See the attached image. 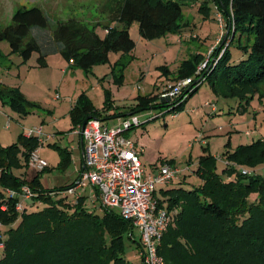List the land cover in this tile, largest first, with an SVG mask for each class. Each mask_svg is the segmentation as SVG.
<instances>
[{
	"label": "trees",
	"instance_id": "trees-1",
	"mask_svg": "<svg viewBox=\"0 0 264 264\" xmlns=\"http://www.w3.org/2000/svg\"><path fill=\"white\" fill-rule=\"evenodd\" d=\"M114 1L117 2L111 10V22L104 26L105 37L97 33L99 23L70 19L57 24L52 40L69 65L87 72L110 63V54L120 55L113 70L118 81V68L126 67V59L136 47L130 35L133 24H138L140 36L147 41L183 32L189 25L185 10L198 6L201 0ZM210 2L229 21V43L222 40L212 50L210 61H214L201 76H196V72L206 62L205 55L194 54L184 61L174 80L194 78V84L185 100L183 94L173 104L162 101L160 106L171 112L183 109L206 82L218 99L237 101V112L243 115L257 95L264 97V0H205L200 9L206 17L211 13ZM112 23H119L120 27H112ZM49 25L40 8L19 9L12 23L0 31V43L7 41L12 52L19 53L25 61L33 53H40L39 63L43 66L48 54L41 52L31 33L35 29L48 30ZM232 46L243 53L235 63H231ZM163 70L169 72L166 67ZM0 99L24 116L34 106L19 89L2 84ZM157 103L158 96L140 97L138 107L149 108ZM136 112L133 110L131 116ZM99 116L93 102L81 95L70 111L71 131L87 118ZM40 146L37 137L28 138L25 134L9 147L0 146V187L21 193L24 186H29L35 200L45 205L40 210L28 211L24 207L19 212L20 197L6 200L5 192L0 191V224L2 229L8 228L0 238L4 245L0 264H127L123 237L130 232L131 224L119 214L105 211L100 217L89 211L84 199L68 202V196L61 194L68 187L46 190L39 176L27 181L14 174L15 167H29L31 154ZM207 150L203 148L196 170L202 184L165 193L172 220L163 233L159 255L165 264H264V177L256 174L257 168H264V140L236 149H231L228 142L219 159L224 165L221 172L218 159ZM60 158L58 168L65 171L71 165L70 153L61 148ZM243 171L251 174L244 175ZM3 206L6 210H2Z\"/></svg>",
	"mask_w": 264,
	"mask_h": 264
},
{
	"label": "rangeland",
	"instance_id": "rangeland-1",
	"mask_svg": "<svg viewBox=\"0 0 264 264\" xmlns=\"http://www.w3.org/2000/svg\"><path fill=\"white\" fill-rule=\"evenodd\" d=\"M34 1L38 4H33L31 0H0V31L12 23L13 14L19 9L40 7L47 0ZM181 1L187 3L189 0ZM204 1L201 0L198 6L185 10L189 25L183 32L177 34L147 41L140 36L138 24H133L130 35L136 42V47L126 59L129 61L124 64L126 67L118 68L120 70L117 75L121 76L118 81L113 75L115 64L120 57L118 54L110 55L111 63L97 65L87 72L69 65L61 55H46L47 66H40L41 54L38 52L33 53L31 58L25 61L19 53L12 52L7 41L1 42L0 84L19 89L34 106L30 107V112L24 116L15 111L8 102L3 103L0 99V145L9 147L15 144L22 133L34 128L43 127L45 135L53 136L40 150V156L50 165L48 170L40 173L33 167L23 165L13 168L14 174L27 181H33L39 176L46 190L63 189L58 187L74 183L76 178L74 166L71 165L65 171L60 170L58 166L61 148L71 150L79 148V138L72 135L69 113L73 102L83 94L92 100L99 110V120L105 126H117L125 119L120 118L121 115L130 114L133 110L137 111L134 116L139 118L142 125L130 130L128 134L142 151L141 161L145 171L151 174L165 164L178 168L187 177L185 182L177 183L175 188L193 189L202 184L201 178L196 177L194 172L204 153L203 148H207V153L218 159V169L221 172L224 165L219 159L226 152L230 138L237 148L239 145H247L245 143L249 145L257 141L261 134L264 135L263 96L255 97L245 115L239 114L236 108L232 116H237V120L242 116L248 122L235 127L227 126V122H220L215 126V122L211 120L213 117L208 116L207 111H210L211 107L206 109L203 104L208 100L213 105L217 97L206 82H203L183 109L171 112L169 108L160 106L164 87L175 83L174 77L184 61L194 54L208 56L211 50L221 45L222 40L229 41L226 37L229 21L220 14L213 2L208 3L211 13L206 17L200 9V4ZM81 3L88 4V8L83 7L81 11L89 10L93 17L99 16L101 10L105 12L111 5L110 0H81ZM73 10L78 15L79 9L76 7ZM61 11L62 13L59 11L47 13L50 17L49 29L52 30L56 26V21L68 15L67 9ZM99 24L101 26L97 29V33L105 37L104 26L108 22L99 20ZM38 31L33 30L31 37L36 36ZM40 32L44 33L43 30ZM230 51L231 63H235L243 56L235 46H232ZM165 67L169 70L168 73L164 72ZM148 96H158L157 105L139 108L140 97ZM219 100L223 102V99ZM109 106L111 107L108 108ZM224 116L231 117L228 112ZM218 125L223 127V131L206 130L219 127ZM204 141L208 142L209 146L203 145ZM191 159L194 166L189 167ZM256 174L264 177V168H257ZM0 191L6 193L1 187ZM77 195L85 197L84 203L90 212L100 217L104 216V210L100 208L94 197L93 188L90 186L79 188L76 194L69 195L66 200L73 202ZM7 196L6 194V199ZM58 197L62 198L60 195ZM164 203L167 206V202ZM44 206V203L28 202L26 208L28 211H35ZM114 212L119 214L118 209ZM7 229L3 226L2 234H5ZM134 232V239L130 238L128 233L124 234L123 257L127 264H144L142 248L139 246L141 232L138 229ZM2 255L3 251L0 250V258Z\"/></svg>",
	"mask_w": 264,
	"mask_h": 264
},
{
	"label": "built area",
	"instance_id": "built-area-1",
	"mask_svg": "<svg viewBox=\"0 0 264 264\" xmlns=\"http://www.w3.org/2000/svg\"><path fill=\"white\" fill-rule=\"evenodd\" d=\"M212 51V50H211ZM209 53L206 62L197 69L196 76H201L211 64ZM211 62V63H210ZM202 79V77H201ZM194 84V78H185L165 88L161 94V101L173 104L181 95L185 100L186 93ZM1 115V113H0ZM142 124L138 117L131 116L122 120L117 126H105L99 119H91L85 128L78 127V133L84 143V170L74 186L63 191V196L76 194L79 188L90 186L94 190V197L104 211L119 210V216L131 224L128 233L134 239L135 229L140 230L139 246L142 248L144 264H165L158 249L168 226L171 215L164 201L158 199L156 193L159 188L169 186L178 179L181 171L170 164L159 168L157 173L147 174L141 161L142 151L126 135L130 130ZM25 136L37 137L41 146L30 157L29 167L42 172L49 164L40 156V150L45 144L43 127L28 130ZM48 139L51 136H47ZM244 175H250L243 171ZM7 199L19 197L23 200L35 199V194L29 186H24L21 193L7 190ZM52 197L56 194L51 193ZM6 199V200H7ZM79 199V198H78ZM75 199V200H78ZM6 206L2 210H6ZM24 210L22 203L17 211ZM0 224V238L2 237ZM0 243V249L3 248Z\"/></svg>",
	"mask_w": 264,
	"mask_h": 264
},
{
	"label": "crops",
	"instance_id": "crops-1",
	"mask_svg": "<svg viewBox=\"0 0 264 264\" xmlns=\"http://www.w3.org/2000/svg\"><path fill=\"white\" fill-rule=\"evenodd\" d=\"M33 4H38L37 2H35L34 0H31ZM111 1V0H110ZM115 2L117 1H114L112 0L111 1V5L110 7L108 8V10H106L105 12H103L102 10L100 11V14H98L99 16L97 17H93L92 16V13H90L89 10H87L86 12L81 11V9L84 7V9H87L88 8V4H82L81 3V0H47L44 5L38 7L40 8L44 14L48 17V19L50 18L47 13L49 14L50 11H59L62 13V9H67L69 12H68V15H64L63 17H61V19L57 22L56 21V26L54 28L49 29V30H43L44 33L40 32L41 30H39L34 36L33 38L36 39V41L39 43L40 47H41V52L42 53H47V54H55V55H61L60 52H59V47L57 46V44H55L52 40V33L53 31L56 29L57 27V24L59 22H64V21H67V20H70V19H78V20H82L84 21L85 23H89V24H95V23H99V20L101 21H107L108 24H110L111 22V10L112 8H114V4H116ZM52 4V5H50ZM78 8L79 11H78V15L75 14L74 12V8ZM96 10H97V7H96ZM65 12V11H64ZM63 12V13H64ZM83 12V14H82ZM14 15V14H13ZM82 16V17H81ZM13 17V16H12ZM99 19V20H98ZM111 26H117V27H120L119 23H112ZM46 31V32H45ZM48 31V32H47ZM105 34H106V31L104 30ZM111 55V54H110ZM62 57V55H61ZM208 56H205V58H207ZM64 59V58H63ZM64 61H66L64 59ZM67 62V61H66ZM68 63V62H67ZM110 63H111V60H110ZM69 64V63H68ZM43 66H47V63L45 61V65ZM4 82V81H3ZM171 83V81L169 82ZM168 83V84H169ZM167 84V85H168ZM170 86V84L168 85ZM165 89V87H164ZM163 89V90H164ZM25 95V93H23ZM26 96V95H25ZM27 97V96H26ZM214 99V97H213ZM216 101L213 102V105L209 103L208 100L205 101V103L203 104V106L208 109L211 107V110L210 111H207L208 113V116H211L213 117V120L215 122V126L216 124H220V122L224 123V122H227V126H239V125H242L243 123H246L248 122V120L245 118H243L242 116L239 118V120H237V116H232V114H234V111L236 110L237 106L239 105L238 102L234 101V100H223V102H220V100L218 98H215ZM77 101V100H76ZM76 101L73 102L72 106H71V109L70 111L72 110V108L74 107ZM92 101V100H91ZM210 104V105H209ZM214 104H217V105H214ZM194 111L196 110V108L193 109ZM237 111V110H236ZM228 112L229 115H231V117L227 118L225 117L224 115ZM197 113V112H196ZM70 114V113H69ZM246 114V113H245ZM244 114V115H245ZM216 116V117H215ZM220 116V117H218ZM215 117V118H214ZM120 118H124V117H120ZM211 121H209L210 123ZM72 124V123H71ZM248 124V123H247ZM209 125V124H208ZM219 127H215L213 129H206L208 132H211V131H223V127L221 125H218ZM209 127V126H208ZM242 127V126H241ZM71 129H72V126H71ZM45 133V132H44ZM25 133H22L21 135H24ZM46 134V133H45ZM72 135L73 136H76L79 138V143H78V146L79 148L78 149H69V148H66V150L70 153V157H71V165L74 166V171L76 173V178L75 180L73 181L74 183L72 185H66L64 187H58V188H65V187H68L70 188V186H74V184L76 183V181L80 178L81 176V173L82 171L84 170V159H83V152H84V146H85V143L82 139V137L76 133V131H72ZM129 137V134L127 133L126 134ZM47 136H51L50 139L47 138ZM52 135H46L45 137V143L46 141H49L52 139ZM232 138H230V142H231V146H232V149L236 148L234 144H232V141H231ZM261 139V140H264V135L261 134V137L258 138V140ZM248 145V143H245ZM203 145H208L209 146V143L204 141L203 142ZM2 146V145H0ZM45 146V144L43 145V147ZM241 146V145H239ZM3 147V146H2ZM42 147V148H43ZM6 148V147H5ZM41 148V149H42ZM63 149V148H62ZM61 159V158H60ZM60 162V161H59ZM192 162V163H191ZM70 165V166H71ZM191 166H194V163L191 159L190 163H189V167ZM198 166V165H197ZM50 168V165L48 167V169ZM197 168V167H196ZM178 169V168H177ZM158 168L153 171V173L151 174H154V173H157L158 172ZM197 170V169H196ZM184 174V172H183ZM182 174V171L178 177V179H176L174 181V183H172L171 185L169 186H165V187H161L158 189L157 193H156V196L158 197V199L162 200L165 202V200L167 199L166 197V191H169L171 189H174L176 187V184H180L181 182H185L186 180V177L187 175L184 174L183 176ZM194 174L196 175V177H199L197 174H196V171L194 172ZM20 177V176H19ZM184 177V178H183ZM22 178V177H21ZM24 179V178H23ZM26 180V179H25ZM43 185V184H42ZM7 192V190H6ZM6 194V193H5ZM78 197H76L75 199H85L84 196L82 195H77ZM20 197V196H19ZM64 197V196H63ZM54 198H57V195L54 197ZM31 203V204H37L39 203L37 200L33 199V200H23L22 198H20V202L19 203H22L23 206L26 208L27 204ZM85 205V203H84ZM86 206V205H85ZM28 210V209H27ZM104 214H105V211H104ZM97 215V214H96Z\"/></svg>",
	"mask_w": 264,
	"mask_h": 264
},
{
	"label": "water",
	"instance_id": "water-1",
	"mask_svg": "<svg viewBox=\"0 0 264 264\" xmlns=\"http://www.w3.org/2000/svg\"><path fill=\"white\" fill-rule=\"evenodd\" d=\"M204 78V76L202 77V79ZM163 102H165V101H163ZM131 115H133V114H126V115H124V116H122V117H129V116H131ZM89 120H91V118H87L85 121H84V123H83V125H82V127L83 128H85V126L87 125V123H88V121Z\"/></svg>",
	"mask_w": 264,
	"mask_h": 264
}]
</instances>
